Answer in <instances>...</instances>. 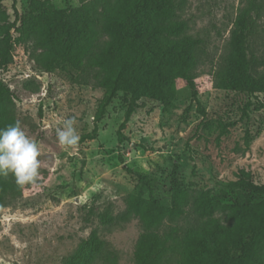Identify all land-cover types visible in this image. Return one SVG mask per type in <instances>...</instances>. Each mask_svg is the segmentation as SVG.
I'll return each mask as SVG.
<instances>
[{"label": "rangeland", "instance_id": "1", "mask_svg": "<svg viewBox=\"0 0 264 264\" xmlns=\"http://www.w3.org/2000/svg\"><path fill=\"white\" fill-rule=\"evenodd\" d=\"M31 1L1 0L0 10L13 21L14 11L19 16L31 11ZM37 1L40 9L63 10L92 0ZM180 1L179 19L187 24V35L201 41L194 69L197 102L182 80L176 82L171 106L139 100L121 131V142L117 131L128 95L118 92L97 123L96 138L81 140L92 132L103 96L93 75L69 66L44 72L37 63L40 48L32 42L13 46L12 61L1 73L12 102L1 111L15 115L37 143L41 174L35 185L20 186V195L0 208V264H64L92 233L103 241V249L85 264H134L141 229L124 199L139 191L169 205L175 166L182 187L191 194L216 195L239 170L264 184V94L248 96L216 86L235 20L247 2ZM260 2L263 10L248 19L247 49L257 75L264 72V0ZM71 117L80 136L75 148L61 146L57 139V129ZM224 128L227 134L218 140ZM7 178L15 183L11 175ZM102 214L111 215L112 222L101 224ZM191 219L187 213L179 221L165 222L160 232L184 227ZM174 258L166 264H175Z\"/></svg>", "mask_w": 264, "mask_h": 264}, {"label": "trees", "instance_id": "2", "mask_svg": "<svg viewBox=\"0 0 264 264\" xmlns=\"http://www.w3.org/2000/svg\"><path fill=\"white\" fill-rule=\"evenodd\" d=\"M246 2L247 8L239 13L231 31L216 86L254 96L264 94V72L255 73V62L248 55V19L250 13L263 10V5L260 0ZM39 5L32 0L31 11L23 16L14 11L13 21L0 10V129L18 121L15 115L1 111L13 96L1 73L12 61L13 46L27 42L42 50L37 63L44 72L69 66L82 75L92 74L96 87L103 90L94 128L81 140L96 138L97 123L118 92L130 97L117 131L119 142L139 100L171 106L176 82L182 80L197 102L194 69L201 41L187 35V24L179 19L180 0H92L63 10H44ZM12 31L18 36L13 37ZM226 134L222 129L218 140ZM170 186L169 205L153 196L144 198L139 191L124 199L127 213L141 229L134 264H166L173 257L175 264H264V184L254 183L249 172L239 170L218 194H191L182 187L175 166ZM20 188L0 176V208L20 195ZM187 213L192 217L190 224L160 232L165 222L179 221ZM112 220L109 214L99 216L103 225ZM102 249L103 241L92 233L64 264H85Z\"/></svg>", "mask_w": 264, "mask_h": 264}, {"label": "clouds", "instance_id": "3", "mask_svg": "<svg viewBox=\"0 0 264 264\" xmlns=\"http://www.w3.org/2000/svg\"><path fill=\"white\" fill-rule=\"evenodd\" d=\"M75 117L63 120L57 129L61 146L75 148L79 144ZM40 149L37 143L23 130L19 121L0 129V176L11 175L18 186L35 185L40 176Z\"/></svg>", "mask_w": 264, "mask_h": 264}]
</instances>
